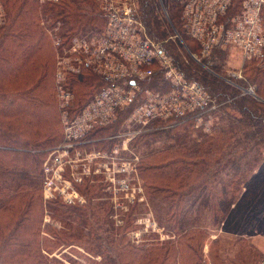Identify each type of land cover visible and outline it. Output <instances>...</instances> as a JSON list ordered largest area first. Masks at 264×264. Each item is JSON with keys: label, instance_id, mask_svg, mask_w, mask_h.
<instances>
[{"label": "trees", "instance_id": "obj_1", "mask_svg": "<svg viewBox=\"0 0 264 264\" xmlns=\"http://www.w3.org/2000/svg\"><path fill=\"white\" fill-rule=\"evenodd\" d=\"M162 2L184 38L189 36L190 43L184 41L185 45L199 52V44L184 27L183 0ZM136 4L148 34L167 45L182 69L207 83L208 72L189 65L182 44L172 38L157 12L158 0H136ZM0 6L4 11L0 25V264H252L256 258L248 241L242 240L245 243L238 246L240 256L215 255L218 236L212 237L199 223L200 216L207 213L212 227L222 224L242 190L251 197L260 194L258 204L245 212L242 229L264 208V109L257 105L262 111L251 110L242 105V99L230 107L240 115L227 110L220 115L224 123L212 133L184 122L142 131L132 140L139 155L144 198L152 207L154 222L162 228L163 239L151 228L137 239L130 236L139 227L135 208L139 203L133 198L124 211L115 210L113 203L103 206L90 199L88 206L73 207L86 217L76 221L91 226L83 239L74 236L63 219L54 218L65 222L61 227L42 222L36 173L44 149L58 140L53 121L57 97L52 90L57 91L51 76L59 49L57 38L67 43L72 36L100 32L104 18L98 0H0ZM47 20L52 24L45 25ZM50 26L59 29L56 37L52 38ZM250 60L260 61L252 66V75L264 95V51ZM72 79L79 106L103 85V79L89 70ZM249 118L260 123L256 129ZM186 128L194 130L196 138ZM261 157L263 160L258 159ZM260 160L262 169L252 170ZM52 207L60 211L56 205Z\"/></svg>", "mask_w": 264, "mask_h": 264}, {"label": "built area", "instance_id": "obj_2", "mask_svg": "<svg viewBox=\"0 0 264 264\" xmlns=\"http://www.w3.org/2000/svg\"><path fill=\"white\" fill-rule=\"evenodd\" d=\"M98 1L104 18L100 32L72 36L67 43L57 38L55 85L64 143L52 149L43 163V185L47 198L56 191L54 197L67 205H75L78 198L73 189L57 184V180L62 181L69 171L72 181L105 183L108 190L104 191L111 200L113 193L140 190L133 180L138 175V157L124 153L87 157L88 134L93 136L110 125L118 111L126 110V120L138 124L133 128L135 135L156 121L165 122L164 126L192 122L194 127L209 131L212 111L222 105L200 83L187 78L161 41L148 35L135 9L136 0ZM263 8L264 0H183L184 27L199 44L202 60L225 46L237 48L244 58H256L264 51ZM192 56L202 64L197 54ZM204 67L209 69L206 64ZM83 70L99 75L103 85L76 106L70 83ZM156 75L161 82L153 89L146 84ZM247 91L253 93V89ZM116 183L121 188L114 189Z\"/></svg>", "mask_w": 264, "mask_h": 264}, {"label": "rangeland", "instance_id": "obj_3", "mask_svg": "<svg viewBox=\"0 0 264 264\" xmlns=\"http://www.w3.org/2000/svg\"><path fill=\"white\" fill-rule=\"evenodd\" d=\"M40 1H45V0H40ZM158 3H159V10H157V12L160 14V16L162 15L161 17H163L164 20L166 21L172 38L176 39L180 44H182V43L179 40V37L182 39L183 42L186 41L187 43H190L189 42L190 41L189 36H187V38H184L185 35H183L181 33V31L179 29L180 27L178 25L174 24L172 22V20L170 19L167 8L164 5V3L162 2V0H158ZM135 9H136L137 14L139 16L137 4L135 6ZM0 10H1V14H0L1 15L0 25H1L3 22V16H4V11H3L2 6H1ZM262 13H264V8L261 10L260 16ZM140 19H141V17H140ZM261 21H262V26L264 28V14H263V19L261 18ZM43 23L45 25L52 24V22L49 20H47L45 22L43 21ZM144 27L146 28V26H144ZM48 30H49L50 34L52 35V38H53L54 35H55V37L57 36L56 32H58L59 29L53 28L52 26H50V28H48ZM178 35H179V37H178ZM75 36H81V35H75ZM164 46L167 47V45H165V43H164ZM180 49L182 50V52H184V55L186 54V57H187L186 59L191 61L189 63V65L193 66V68L198 67L201 71L208 72V73H206V77L208 79V81H207L208 84L202 83L204 81L201 80V78H200L201 76H199L198 74L193 75L190 73L189 70L187 71L184 68L182 69V67H180L178 62L176 65L180 69H182V71L184 72V74L188 78H190L192 80L198 79L197 81L201 80L202 82L199 81V83L206 86L207 88L206 87L205 88L208 90V92L212 96H214L218 102H221V104L225 105V107H223L222 110L216 109V110L212 111L213 112V119H212V123L210 126L211 128L209 129V131L207 133H212L211 131L215 127L222 125L224 123L222 121L220 115L225 113L227 110L230 111L229 109H231V111H230L231 114L238 113V116L240 115L239 111H237L233 107L230 108L234 104V101L236 99H237V101L242 99L241 100L243 102L242 105L247 106L251 110L255 109V108H259L258 106H260V107H262V109H264V95H262L257 90V87H256L257 83L254 81L253 75H252V66L260 64V61L252 62V60L244 58L242 53L237 48L230 47V46L223 48L221 50L215 51L210 57L204 58V60H202V58L200 57V53H199L200 51L199 52L195 51V48H193V47H192V49L191 48L189 49L188 46L185 48V47H183V44H182V48H180ZM193 51H195V52H193ZM57 52H58V50L56 51V54H55L54 68H53V71L51 73L52 84H53V82H55ZM169 52L171 54H173L171 50H169ZM193 53L197 54L198 57H200L202 64L199 63L197 60H195V58L192 56ZM182 55H183V53H182ZM179 63H180V61H179ZM204 64L208 65L209 69L204 67ZM9 79H11V78H9ZM159 82H161V78H160V76L156 75L154 77V79L151 80L150 82H147L146 85L149 86L150 88L155 89V88H157V86L160 85ZM231 82H233L235 85L232 84ZM74 84H75V82H73V81L70 83L72 91L76 92ZM55 87H56V85H55ZM252 89H253V93L250 91H247V90H252ZM52 92H53V95L55 96V98L57 97V107H56V110L53 111V113H54V120L53 121H54V124L56 123L55 127H56V131H57V136H58L57 139L58 140L54 144L47 146L44 149L42 162L39 163L38 170L35 169V172L37 170L36 174H39V178H40L39 193H40V196L42 199L41 204L43 207L42 222L43 223H52L53 222L58 227H61V225L64 224L65 222H63L62 220H60V221H57V220L63 219L66 221L67 225L69 226L68 229L71 230L72 234L74 236H77V237H80L83 239V238H86L85 234H87V233H85V232L91 231V228H90L91 226L88 227L87 225H83L82 223L79 224V222L76 221L77 219H85L86 217L82 214L80 215L78 213V210H75L73 207H79V206L84 205V204H87L85 206H88V205H90V204H88V200L90 199L93 202L94 201L103 202V206H105L106 204H109V206H110V203H113V208H115V210L119 211L122 209L124 211V210L129 208V207L125 208L124 205L129 206V204H130L129 202H131L132 198H133V201L136 200V202L139 203V206L137 204L135 206L136 212L139 213V215H138L139 218L137 219V224H139V227L134 229L133 231H131L130 236L137 239L140 237V235H142L144 232H146L147 229L151 228L152 230H155L156 232H160L159 238L163 239L164 235H163V232H161L162 228L158 227L156 222H154L155 220L152 218V212H153L152 207L149 206V204L147 205L146 200L144 198V194H143L144 187H143L141 178H139V176H140L139 172H138V175L133 178V180L135 183V187L138 190L139 189L140 190L133 192V193L129 192V193H125V194L124 193H113L112 194V202H111V199L108 198V193L106 191H104V190H108L106 188L105 183H101L98 180L86 181V182H82V183H79L77 181H72V180H70V178H72L71 177L72 173L70 171H69L68 175H66V172H65V175H63V177H62L63 180L62 181L57 180V184L64 186L66 189H70V188L73 189L74 194L78 198L75 201H78V202L75 205L64 204L63 202H61L62 200L60 201V200H58L57 197H54L55 194H57L56 191H54V192L52 191L51 193H53V196L51 195V197H49V198H47L45 196L44 185H43V180L45 178V173L43 170L45 169V167H44L43 163L47 160L48 154L52 149H54L55 147L64 143V131H63L62 121H61V117H60L59 100H58V96H56L57 94H56L54 89L52 90ZM219 93H222V94L219 95ZM234 93H236V95H234ZM89 98H90V96H89ZM89 98H87V99H89ZM87 99H84L83 102H85ZM251 100H252V102H251ZM75 101H76V99H75ZM75 105L79 106L76 103H75ZM259 109H260V111H262L261 108H259ZM53 113H52V111L49 113L51 120H52V114ZM118 113L119 114L118 115L116 114L114 121L110 125L101 128L102 130L98 133H93L94 131L91 132V133H93V136H91L90 133L88 134L87 137H90L91 139H88L87 141L91 140V142H89L86 146V148L90 150V151L87 150L88 151L87 157L89 156L90 158L100 159L109 153H115L117 155H122V153H124L127 157H129L130 155H134V157H136V158L138 157V161H139L138 153L136 151H134L132 148V145H131V143H133L132 140L138 134H140L142 131H147L148 129L153 130V129H158V128L172 127V126H164L165 122L156 121L153 123L146 124L145 127L143 126L144 129H141L140 132H138V134L135 135L136 131H133V128H136L138 126V124L130 123L126 120V115H127L126 110H124V111L120 110V111H118ZM243 119H244V115L242 116V118L240 120H243ZM247 120H250L251 122L253 121L256 123V125H254L255 129L260 124L256 121H254L252 118H249ZM166 121H167V123H171V120H166ZM161 124H163V125H161ZM143 127L141 126L140 128H143ZM186 129L189 132L191 137L196 138L195 137L196 133L194 130L191 131V130H188V128H186ZM196 129L202 130L201 128H196ZM261 130L264 131V127H262ZM156 144H158V142H156ZM95 147L97 149H94ZM110 148H112V149H110ZM250 155H252V153H250ZM230 156H235V155H230ZM258 159L263 160V157L258 158ZM261 160L256 162L254 167H252V170L262 169V166H260ZM138 166H139V164L137 165V169H139ZM87 182L94 183L96 186L88 188V186L85 185V183H87ZM116 184L117 185H115V187L113 185L114 189L115 188L116 189L121 188V186H122L121 184H118V183H116ZM88 190H90V191H88ZM62 195L63 194H61V196ZM82 198H83V200H82ZM259 198H260V194H259V196H253L252 195V197H251L249 195L244 194L243 190H242L240 192L237 200L235 201V204L232 207L231 211L228 213V215H226L224 222H222V224L220 223L218 226H215V227H212L208 223L209 219L207 217V213H204L200 216L199 223L202 224L208 232L213 234L212 237H214L215 235L218 236L219 242H218V244H216V247H214V249H213L216 252L215 255L218 252H220L221 257L224 255L225 256L227 255L229 257H231V255L240 256L241 254H240V251L238 249V246L240 244L245 243L242 240H246L252 245V256H255V258H256L255 261L252 262V264H260L261 260L264 259V208L259 210L258 214L252 219V222L250 223V225H248L247 227H244L245 229L241 228V223L243 222L242 220H243V216H244L245 212L251 206L253 208L255 204H258ZM52 205H56V208H58V210H60V211H55V210L53 211ZM58 206H61L62 209H61V207H58ZM64 208H69V209H64ZM53 212L55 213V216L53 215ZM60 214H63V216H60ZM67 216H68V218H66ZM116 216H117V214L114 215V217H116ZM54 218L57 220H55ZM156 225H157V227H156ZM93 231L94 230L92 229V232L89 234L92 235ZM165 236H166V234H165ZM165 238H167V236ZM207 243L204 245V254L207 251ZM74 248L81 250L77 245H75ZM66 249H70V247L68 246V248H66Z\"/></svg>", "mask_w": 264, "mask_h": 264}]
</instances>
